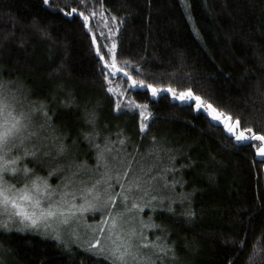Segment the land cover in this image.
I'll return each instance as SVG.
<instances>
[{"label":"trees","instance_id":"obj_1","mask_svg":"<svg viewBox=\"0 0 264 264\" xmlns=\"http://www.w3.org/2000/svg\"><path fill=\"white\" fill-rule=\"evenodd\" d=\"M87 3L108 18L116 32L117 58L129 62L134 78L177 92L191 87L240 117L243 126L264 134V0ZM78 4L0 0V80L26 93L31 103L45 105L47 123L65 144L75 146L79 163H97L94 144L105 146L85 135L94 134L88 120L94 112L99 135L117 142L112 148L125 164L134 154L133 165L147 162V174L154 177L165 167L177 169L167 173L169 182H184L168 191L171 211L167 199L149 200L142 211L158 226L147 229L148 236L166 237L174 249L175 259L165 264H264V159L166 91L157 97L144 88L126 92L122 105L131 98L147 104L151 113L141 132L139 109H115L116 97L106 91L102 64L80 18L59 11ZM90 23L98 46L110 45L96 30L107 37L105 21L98 16ZM121 76L110 79L127 89ZM37 174L49 179L47 173ZM179 193L190 196L181 202ZM187 210L194 215H185ZM87 248L37 231L0 230V249L7 251L1 264H106Z\"/></svg>","mask_w":264,"mask_h":264},{"label":"snow or ice","instance_id":"obj_2","mask_svg":"<svg viewBox=\"0 0 264 264\" xmlns=\"http://www.w3.org/2000/svg\"><path fill=\"white\" fill-rule=\"evenodd\" d=\"M43 2L49 5V0H43ZM100 6L103 8L102 3ZM59 11L67 16L75 14L80 18L82 27L87 34L91 35V43L102 64L101 71L107 83L106 91L116 97L115 109L120 110L122 106L139 109L141 132H144L147 127L146 122L151 113L147 110V104H137L131 98L122 105L121 101L124 100L126 92L132 88H144L155 97L159 92L166 91L193 111L203 114L210 126H222L229 138L234 139L241 146L250 144L255 154L264 159V134L253 132L251 127L243 126L240 117H233L230 111L216 106L208 98L194 92L191 87L177 93L174 87L164 88L158 84L146 82L145 79L134 78L127 70L129 62L127 60L121 62L117 58V42L114 39L116 32L107 23L108 18L90 9L87 0H79L78 6L68 11L63 8ZM98 16L105 21L103 27L107 29L108 36L105 37L103 29L96 30L100 31L102 39L111 41L110 45L104 44L101 47L97 44V37L93 34L94 29L90 21ZM111 23L116 28L119 27L117 17L112 16ZM41 32L47 35L42 29ZM102 48L106 51H102ZM118 74H122L121 79L126 78L127 89L114 84L110 79V77H117ZM37 111L46 120H51L44 104L37 105L33 102L29 109L25 110L20 104L18 90L8 88L7 83L0 80V217H3L0 219V228L8 230L10 222L18 224L19 231L43 228L45 233L52 230L55 233V239L60 240L63 227L70 229L71 235L77 237L76 226L80 224L84 213L99 209L100 220L93 225H85L94 233V238L88 243L87 250L103 259L106 264H165L166 260L175 259L174 249L166 243V237L156 236L154 239H149L146 229L158 227L151 222V217L147 221L139 217V212L148 206L142 201L150 196V190L153 189L152 182L156 177L144 173L142 167L141 175H129L135 159L134 154L129 156L126 164L123 157L117 160V156L113 155V163L110 164L105 153H112V145L116 144V141L105 137L103 148L99 144H94V147L99 150L97 166H102L104 170L90 184L77 178L80 169L86 167L83 164L77 165L76 171L70 170L61 178L60 183L53 187L47 177L36 174L27 166V163H24L27 158L34 159L36 156V151L29 150L28 144L31 138L37 135V132L33 130V115ZM88 120L94 124V112L88 114ZM85 135L95 139V135L99 133L95 135L85 133ZM124 143L125 139L121 136L119 144ZM55 147L57 155L66 150L62 141L56 143ZM169 159L174 160V157ZM117 162L123 166L122 173L118 170L113 172ZM58 171L59 169H53L48 176L51 177ZM175 171L177 169L174 166L165 167L157 174L163 180V187L171 189L172 192H175L177 185L183 187L184 183L175 178L171 182L167 180V173ZM8 175L22 176L23 182L19 183V186L9 183L5 179ZM114 178L115 183H113ZM137 193L140 194L137 195ZM177 196L183 202L188 199L190 193H179ZM150 199L156 200L157 197L150 196ZM164 199L168 200V210L171 211L173 197H161V201ZM129 202H131L130 208ZM118 203L123 205V211L114 212ZM125 213H128L126 219ZM185 215L191 217L194 213L187 210ZM101 238L104 243H101Z\"/></svg>","mask_w":264,"mask_h":264},{"label":"rangeland","instance_id":"obj_3","mask_svg":"<svg viewBox=\"0 0 264 264\" xmlns=\"http://www.w3.org/2000/svg\"><path fill=\"white\" fill-rule=\"evenodd\" d=\"M7 86L8 88L13 89L9 84H7ZM162 92L164 91L159 92L158 95ZM18 93L20 96V104L23 106L25 110H28L32 103L27 97V94L19 91ZM47 122L48 121L41 115L39 111H37L33 115V130L37 132V135L31 138L28 147L29 150L36 151V156L34 159L31 157L27 158V160H25L24 163H27V166L33 169L36 174L37 172L48 174L53 169H59L57 173H55L53 176L49 177L48 179L49 183L53 187H56L57 184L60 183L62 177L67 175L70 170L76 171V166L82 165L83 163H79V160L75 155V146L65 144V142H63L62 140V137L60 136L58 129L54 126L49 125ZM41 125H43V127H41ZM89 130L94 133L93 135H95V133L102 132L101 126L95 123L89 125ZM105 137H107L109 140L112 141V138L110 136H106L103 134L95 136V140H97V142L105 143ZM60 141H62L65 144L66 150L64 153L57 155L55 145ZM105 155L107 156V159L110 164L113 163L112 161L113 155L117 156V160L121 158V156H119V153H117L116 150H114L113 148H112V153H105ZM83 165H86V167L80 169L77 178L80 180H85L89 184L93 180H95L99 175H101L104 170L102 166H97V163L83 164ZM141 167L143 168L144 173L146 174L149 173L147 162H140L132 166V170L130 171L129 175L130 176L141 175L140 173ZM117 170L120 171L121 173L123 172V166L120 165L118 162L116 163V167L113 169V172ZM147 175L152 176L151 174H147ZM8 176L10 177V180H8L9 183L16 184L17 186H19V183L23 182L22 176H12V175H8ZM157 178L159 177L156 175V179ZM156 179L152 182L153 189L150 190V196H156L157 197L156 200L161 199V197H166L167 195H168L167 197H169V195L171 194V193L169 194L168 192L169 189L163 187L161 178H159L160 179L159 182L158 180L156 181ZM125 182L127 183V178ZM113 183H115V178L113 180ZM117 190H118V186H117ZM139 194L140 193H137V195ZM150 196L145 197L142 203H147L149 200L153 202L154 200H151ZM77 202H79V200ZM147 205L150 204L147 203ZM128 207L129 208L131 207V202L128 203ZM119 211H123V205L118 203L117 206L114 208V212H119ZM143 211H145V207ZM127 215L128 213H125V219L127 218ZM100 216H101V211L99 209L95 211L85 212L80 224L76 226V231L78 234L77 237H73L71 235L70 229L62 227L61 239L66 240L67 242L76 241L82 244H86V246L88 247V243L94 238V233H92L87 227H85V225L86 224L93 225L96 221L100 220ZM139 217L143 218L146 221L145 217L142 214V211L139 212ZM0 219H3V217H0ZM18 227H19L18 224L10 222L8 230L18 229ZM1 229L5 230L4 228H0V230ZM26 231H37L39 233L55 236V233L52 230H48L47 233H45V230L43 228L26 230ZM149 239H151L150 236ZM101 243H104L103 238H101ZM6 253L7 251H5L4 249L2 250L0 249V264L2 260L7 259Z\"/></svg>","mask_w":264,"mask_h":264}]
</instances>
